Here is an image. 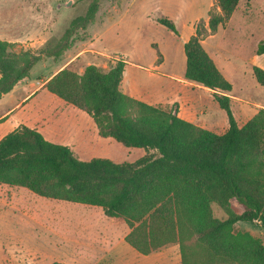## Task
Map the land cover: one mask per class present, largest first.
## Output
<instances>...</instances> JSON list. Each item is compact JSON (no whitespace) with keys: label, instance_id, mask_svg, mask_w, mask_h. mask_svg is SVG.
I'll use <instances>...</instances> for the list:
<instances>
[{"label":"trees","instance_id":"1","mask_svg":"<svg viewBox=\"0 0 264 264\" xmlns=\"http://www.w3.org/2000/svg\"><path fill=\"white\" fill-rule=\"evenodd\" d=\"M213 1L219 11L209 16L207 27L200 20L183 45L184 77L212 91L228 117L225 133L181 119L177 103L149 105L123 93L122 60H113L108 69L88 65L81 74L68 66L46 89L91 116L100 136L146 153L133 162L83 161L69 147L20 126L0 140V184L101 207L107 217L125 220L131 229L125 241L144 255L177 243L182 264H264L262 242L248 232H234L239 222L259 220L264 227V109L237 124L229 96L232 84L203 46L243 0ZM100 2L92 0L54 46L15 52L13 44L0 40V98L29 77L37 62L69 49L76 31L95 20ZM157 20L179 33L172 20ZM255 53L264 54V41ZM252 72L264 85V70L254 66ZM213 204L225 219L214 216Z\"/></svg>","mask_w":264,"mask_h":264},{"label":"rangeland","instance_id":"2","mask_svg":"<svg viewBox=\"0 0 264 264\" xmlns=\"http://www.w3.org/2000/svg\"><path fill=\"white\" fill-rule=\"evenodd\" d=\"M91 1L0 0V7L5 4L15 6L21 3L19 11L22 13H29L30 6L38 9L39 24L42 21L47 22L49 19H54L51 27L53 39L49 42L50 47L58 42L75 17L85 14ZM14 11L18 12V8ZM218 11L219 8L214 5L213 0H101L95 20L86 29L76 31L70 48L87 50L86 60L88 62L97 64L104 62L108 68L113 60L127 59L150 67L152 62L160 64L157 62L164 59L163 70L174 69L179 72L185 69L182 39L187 35L186 26L191 29L202 20L203 25L207 27L209 16ZM161 17L172 20L179 33L176 34L167 26L159 23L157 19ZM224 27L220 37L211 43L219 46L214 52L220 57L222 66L223 64L228 66L234 93L262 101L264 85L254 84L256 81L254 76L248 67L243 66V63L253 55L256 46L264 41V0L241 1L238 9ZM21 45L13 44V51L25 50ZM66 56L63 54L58 57L54 67L52 66L53 60L38 62L30 74L32 81L36 84V79L41 73L48 76L51 68H57ZM108 57L112 58L108 59ZM143 75L145 78L148 77L147 72H143ZM45 93L52 95L50 92ZM216 107L219 111L212 107L210 110L224 115L223 110L218 105ZM237 111L238 105H234L236 114ZM236 119L243 118L237 114ZM108 139L111 144L105 151L109 152L107 153L109 155L104 156L108 158L113 156L117 162H133L144 153L142 148L126 147L114 138ZM96 150L99 149H93L83 155H75L79 154L77 149L72 151L78 159L88 161L92 157L99 156L97 154L100 153H96ZM55 203H59V206ZM61 205L100 209L97 206L41 197L26 188L0 184V264H48L54 260L57 261L60 256L67 253L71 258L79 254L85 256L86 253L93 256V248L85 245L76 250L68 249L69 244L65 245H68L67 248L63 245L64 247L58 246L57 249V247H52L53 244L47 243L50 233H45V231L55 233V228L49 226V221H46L44 217L45 213L49 209L54 211L72 209ZM212 210L216 218H226L223 210L216 204L212 205ZM93 218L69 215V220H74L75 223L79 220L85 222L86 229L88 226L92 227L88 231H83V226L78 228L77 224H74L71 232L89 236L94 234L95 224L98 229L102 230V222ZM62 220V217L58 218L57 222L60 226H62ZM234 232H248L264 245V227L259 221L239 222L234 226ZM67 234L71 235L70 233L64 235Z\"/></svg>","mask_w":264,"mask_h":264},{"label":"crops","instance_id":"3","mask_svg":"<svg viewBox=\"0 0 264 264\" xmlns=\"http://www.w3.org/2000/svg\"><path fill=\"white\" fill-rule=\"evenodd\" d=\"M19 5L21 3H17L15 6L14 4H5L0 7V40L11 44H22L21 46L25 50L38 51L47 46L53 39L51 27L54 19H49L47 22L42 21L39 24L37 8L30 6L29 13H22L19 11ZM22 5L26 7L25 4ZM16 8H18V12L14 11ZM186 28L187 35L182 39V45L195 32V27L190 29L186 26ZM224 29L225 27H220L215 34L208 36L203 41V46L213 58L225 78L231 81L230 71L227 69L228 66H224V64L222 66L220 57L214 52L219 46L211 43L220 37ZM87 53L88 51L82 48L71 47L63 52V54L67 55L66 59L57 68L53 67L58 57L45 58L41 61H47V59L53 60V67L48 76H44L41 73L37 77L38 80L36 79L35 84L29 75V77L17 83L13 90L4 94L0 98V140L6 134L16 130L20 126H27L39 131L49 142L67 146L71 150L77 149L79 154L75 155H83L93 149H99L96 150V153L100 154H97L99 156L96 157L108 158L104 155H109L107 154L109 152H106L105 149H108L110 146L111 143L108 138L111 137H102L99 135L93 118L86 112L65 102L55 94L51 92L52 95L45 93L49 92L45 87L46 83L65 67L70 66L79 74L84 71L86 66L91 64L101 66L105 69L108 68L104 62L101 64L88 62L86 60ZM111 58L108 57V59ZM122 61L125 62L123 79L120 86L123 93L149 105L177 103L178 116L181 119L217 134H223L228 130L229 121L225 111H223L224 115H222L221 113L218 114L210 110L212 107L219 111L216 109L218 104L214 100L212 91L202 85L186 80L184 77L185 69L179 72L174 69L170 71L163 70L162 65L164 64V59L161 62H157L160 64L152 62L150 67L127 59H123ZM243 66L248 67L252 75V68L254 66L264 70V54L257 55L254 52L243 63ZM32 69L30 70V74ZM143 72H147V78L144 77ZM254 84L258 86L259 83L255 81ZM232 87L233 89L229 94L231 97V108L237 124L242 126L259 109H264V99L259 101L235 94L234 85ZM41 94L44 95L42 96ZM234 105H238L237 114L243 119H236L237 114L234 112ZM145 153L146 151L144 150L143 155ZM108 159L117 162L113 156ZM50 204L54 205V203ZM55 205L59 206V203H55ZM61 206L72 209L55 211L49 209L45 213L44 217L46 221H49V226L55 228V233L45 231V233H50V238H47V240L49 239L47 243L53 244L52 247H57V249L59 248L58 246L69 244L68 249L73 248L78 250L80 246L83 245L84 247L85 245L86 247H92L94 254L93 256L88 253L85 256L79 254L75 258H71L67 253L60 256L57 261L53 259L54 262L64 264H182L180 246L177 243L168 244L155 252L144 255L125 241L131 229L124 219L107 217L101 207H98L100 209H86L72 207L71 205ZM73 214L88 216V219L93 217L97 218L98 221L102 222L103 229H98L95 224L96 230H94V234H90L89 236L82 235L81 233H78V235L72 233L71 227L74 224H77L78 228L83 226V231H88L92 228L88 226L86 229L85 222H81V220L76 223L74 220H69V215ZM59 217L63 218L61 221L62 226L57 222ZM61 229H63L62 232H60ZM66 233H70L71 235L67 234L68 236H65L64 234ZM67 247L68 245L65 246V248Z\"/></svg>","mask_w":264,"mask_h":264},{"label":"built area","instance_id":"4","mask_svg":"<svg viewBox=\"0 0 264 264\" xmlns=\"http://www.w3.org/2000/svg\"><path fill=\"white\" fill-rule=\"evenodd\" d=\"M255 221H259V220H255ZM260 222V221H259ZM261 223V222H260Z\"/></svg>","mask_w":264,"mask_h":264}]
</instances>
